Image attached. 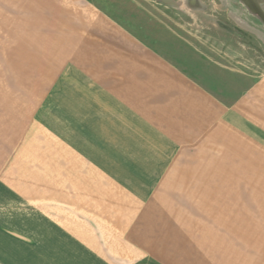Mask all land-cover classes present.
Masks as SVG:
<instances>
[{
    "label": "crops",
    "instance_id": "1",
    "mask_svg": "<svg viewBox=\"0 0 264 264\" xmlns=\"http://www.w3.org/2000/svg\"><path fill=\"white\" fill-rule=\"evenodd\" d=\"M151 37L0 0V264H264V77Z\"/></svg>",
    "mask_w": 264,
    "mask_h": 264
},
{
    "label": "rangeland",
    "instance_id": "2",
    "mask_svg": "<svg viewBox=\"0 0 264 264\" xmlns=\"http://www.w3.org/2000/svg\"><path fill=\"white\" fill-rule=\"evenodd\" d=\"M127 32L185 54H201L234 74L239 91L264 77V21L245 0H90ZM260 1L264 12V0ZM258 187V186H257ZM255 243L264 251V215L257 206ZM252 236L253 233H247ZM240 250L245 251L242 247ZM264 256V255H262Z\"/></svg>",
    "mask_w": 264,
    "mask_h": 264
},
{
    "label": "bare ground",
    "instance_id": "3",
    "mask_svg": "<svg viewBox=\"0 0 264 264\" xmlns=\"http://www.w3.org/2000/svg\"><path fill=\"white\" fill-rule=\"evenodd\" d=\"M245 1L246 3L250 4L255 11L262 13L259 0H245Z\"/></svg>",
    "mask_w": 264,
    "mask_h": 264
},
{
    "label": "water",
    "instance_id": "4",
    "mask_svg": "<svg viewBox=\"0 0 264 264\" xmlns=\"http://www.w3.org/2000/svg\"><path fill=\"white\" fill-rule=\"evenodd\" d=\"M161 1L168 3V4L175 5V3L172 0H161ZM256 13L264 21V12L262 11V13H260V12L256 11Z\"/></svg>",
    "mask_w": 264,
    "mask_h": 264
}]
</instances>
